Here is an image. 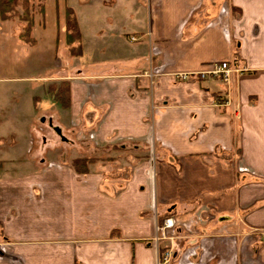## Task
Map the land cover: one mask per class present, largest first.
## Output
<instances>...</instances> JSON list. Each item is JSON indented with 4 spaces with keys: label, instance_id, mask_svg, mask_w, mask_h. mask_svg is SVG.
Returning a JSON list of instances; mask_svg holds the SVG:
<instances>
[{
    "label": "crops",
    "instance_id": "0c3cea01",
    "mask_svg": "<svg viewBox=\"0 0 264 264\" xmlns=\"http://www.w3.org/2000/svg\"><path fill=\"white\" fill-rule=\"evenodd\" d=\"M49 2L55 47L70 56L69 7L82 53L0 80V264H264V0ZM9 24L1 47L32 52ZM221 61L227 83L176 77ZM55 79L69 82L68 108L49 106ZM66 114L74 159L96 160L86 175L35 138L38 121Z\"/></svg>",
    "mask_w": 264,
    "mask_h": 264
},
{
    "label": "rangeland",
    "instance_id": "374dc122",
    "mask_svg": "<svg viewBox=\"0 0 264 264\" xmlns=\"http://www.w3.org/2000/svg\"><path fill=\"white\" fill-rule=\"evenodd\" d=\"M53 2H49L46 4V10H45V17H46V27H42L40 29L41 32V38L42 42L34 46V48L31 51H28L27 47L24 46L25 49H22V45L20 46V42L18 40L16 41H8L5 44V47H1L0 45V51L5 49L9 53L7 58L4 55L1 54L0 56V80H4L7 77L10 76H18L24 77V76H39V75H46L51 74L53 70H62V69H68L69 63L73 62L74 60L70 58L69 54L67 53V47L62 45V42L64 41L60 39V46L58 48L55 47V39H56V23H55V8L53 6ZM40 16V15H38ZM8 22H2L3 24H6L4 27V30L7 29L8 33H11L12 29H9L10 27H15L14 24H9ZM6 28V29H5ZM17 45V47H15ZM54 45V48L52 47ZM28 51V54L26 53ZM7 58L8 63L4 64L1 58ZM68 59L70 62H68ZM58 61V62H57ZM29 62L33 63V68L30 67ZM58 64V68L57 65ZM3 68V69H2ZM67 82V80H50L47 83L49 87L52 86L51 92L49 93V106L51 105L55 100H57L56 94L54 93V90L57 87H62V94L64 96L63 91V83ZM4 82L0 81V89L4 86ZM48 87V86H47ZM52 114L46 113L45 116L50 117ZM60 116V115H59ZM69 115L66 114L65 119L63 121L65 122V125L63 123L57 122L53 120V126L49 125L48 120L45 123H41L38 121L35 125V138L39 140V143H43V139H45L46 143L54 144V150H52V147L48 149L50 152V156L54 154H63L64 158L66 159L67 164H69L74 159L76 153L74 148V131L71 125V121L69 119ZM62 121V119H61ZM66 126V127H65ZM68 126V129H67ZM70 126V128H69ZM55 127H59L61 129V132L58 133L55 130ZM64 127V128H63ZM87 136L89 137L88 133ZM88 137L85 138L88 140ZM47 151V152H48ZM88 151V150H87ZM44 153V152H42ZM54 153V154H53ZM97 155H102V152L100 153H94ZM43 156H46L45 153ZM55 156V155H54ZM164 252V250H163Z\"/></svg>",
    "mask_w": 264,
    "mask_h": 264
},
{
    "label": "trees",
    "instance_id": "16d2710c",
    "mask_svg": "<svg viewBox=\"0 0 264 264\" xmlns=\"http://www.w3.org/2000/svg\"><path fill=\"white\" fill-rule=\"evenodd\" d=\"M47 0H0V20L2 22L17 20L21 29L18 32L19 40L29 46H34L36 40L33 38V29L35 26V14L44 16L45 2ZM65 27H66V45L69 48L71 57H79L82 53L81 32L73 10L65 8ZM64 96L62 87L54 90L57 100L68 108L70 104V85L63 83ZM52 86L49 87V91ZM51 92V91H50ZM96 160L89 157L76 158L70 163L72 169L78 174L86 175L90 172V166L95 164Z\"/></svg>",
    "mask_w": 264,
    "mask_h": 264
},
{
    "label": "built area",
    "instance_id": "2783aa9c",
    "mask_svg": "<svg viewBox=\"0 0 264 264\" xmlns=\"http://www.w3.org/2000/svg\"><path fill=\"white\" fill-rule=\"evenodd\" d=\"M235 69L231 66V64L227 61H221V62H214L210 65L208 70L202 71L200 73L196 74H178L176 77L177 79H186L190 76H194L197 79L203 80L208 77H215L220 78L224 82H229L231 80V77L234 73ZM151 79H153L154 74L150 73L149 75ZM173 257V253L171 250L167 251L163 255V261L164 263H169L171 258Z\"/></svg>",
    "mask_w": 264,
    "mask_h": 264
}]
</instances>
